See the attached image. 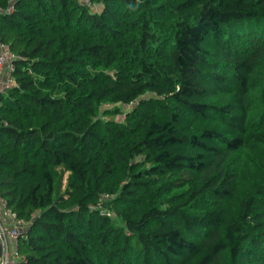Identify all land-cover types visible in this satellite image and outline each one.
Returning <instances> with one entry per match:
<instances>
[{
    "label": "trees",
    "instance_id": "1",
    "mask_svg": "<svg viewBox=\"0 0 264 264\" xmlns=\"http://www.w3.org/2000/svg\"><path fill=\"white\" fill-rule=\"evenodd\" d=\"M0 6L22 264H264V0Z\"/></svg>",
    "mask_w": 264,
    "mask_h": 264
},
{
    "label": "built area",
    "instance_id": "2",
    "mask_svg": "<svg viewBox=\"0 0 264 264\" xmlns=\"http://www.w3.org/2000/svg\"><path fill=\"white\" fill-rule=\"evenodd\" d=\"M95 7V11L99 10ZM2 7L0 6V11ZM10 46L0 39V98L1 95L15 86L13 73L16 69V61L20 59ZM0 204L7 210L8 223L0 219V242L2 244V255L0 264H22L26 260L24 253L21 252L19 242L28 237L29 222L6 207L5 200L0 197Z\"/></svg>",
    "mask_w": 264,
    "mask_h": 264
},
{
    "label": "rangeland",
    "instance_id": "3",
    "mask_svg": "<svg viewBox=\"0 0 264 264\" xmlns=\"http://www.w3.org/2000/svg\"><path fill=\"white\" fill-rule=\"evenodd\" d=\"M123 116L119 117L122 118ZM0 219L3 222H7V210L5 208H3V206L0 204Z\"/></svg>",
    "mask_w": 264,
    "mask_h": 264
},
{
    "label": "water",
    "instance_id": "4",
    "mask_svg": "<svg viewBox=\"0 0 264 264\" xmlns=\"http://www.w3.org/2000/svg\"><path fill=\"white\" fill-rule=\"evenodd\" d=\"M1 255H2V244L0 242V259H1Z\"/></svg>",
    "mask_w": 264,
    "mask_h": 264
},
{
    "label": "crops",
    "instance_id": "5",
    "mask_svg": "<svg viewBox=\"0 0 264 264\" xmlns=\"http://www.w3.org/2000/svg\"><path fill=\"white\" fill-rule=\"evenodd\" d=\"M7 221H9V219L7 218ZM7 223V222H6Z\"/></svg>",
    "mask_w": 264,
    "mask_h": 264
}]
</instances>
